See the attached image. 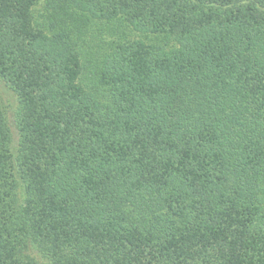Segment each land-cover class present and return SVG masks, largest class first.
Wrapping results in <instances>:
<instances>
[{
    "label": "trees",
    "instance_id": "1",
    "mask_svg": "<svg viewBox=\"0 0 264 264\" xmlns=\"http://www.w3.org/2000/svg\"><path fill=\"white\" fill-rule=\"evenodd\" d=\"M0 264H264V0H0Z\"/></svg>",
    "mask_w": 264,
    "mask_h": 264
}]
</instances>
